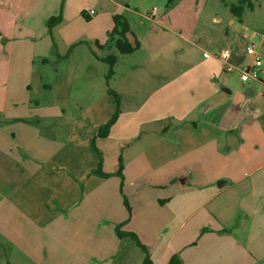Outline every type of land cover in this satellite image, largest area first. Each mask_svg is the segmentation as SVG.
Here are the masks:
<instances>
[{
    "label": "crops",
    "instance_id": "0c3cea01",
    "mask_svg": "<svg viewBox=\"0 0 264 264\" xmlns=\"http://www.w3.org/2000/svg\"><path fill=\"white\" fill-rule=\"evenodd\" d=\"M73 2L62 17L81 24L86 5ZM109 2L139 18L133 26L127 21L139 48L122 55L107 42L118 13L104 14L108 22L84 19L88 37L67 58L56 54L60 67L49 85L32 65L46 56L35 45H48L45 21L59 13L60 0H0L10 82L0 110L6 264H142V250L118 238L117 226L138 237L152 264H167L175 254L183 264H264V101L255 98L264 79L239 80L248 55L221 36L222 28L206 33L201 26L194 36L157 13ZM210 14L212 24L221 23ZM145 22L151 26L141 31ZM72 26L65 28L68 42L79 37ZM225 49L235 81L212 56ZM109 54L116 62L107 80L102 59ZM108 90L119 97V114L109 135L94 139L102 177L94 173L90 144L115 112ZM41 99L50 100L45 116L59 118L65 138L38 128L44 116L32 102Z\"/></svg>",
    "mask_w": 264,
    "mask_h": 264
},
{
    "label": "rangeland",
    "instance_id": "374dc122",
    "mask_svg": "<svg viewBox=\"0 0 264 264\" xmlns=\"http://www.w3.org/2000/svg\"><path fill=\"white\" fill-rule=\"evenodd\" d=\"M112 1H119L123 5H128L132 9H136L138 12L145 14L146 12L151 11L155 8L157 16L156 18L161 19L164 23H168L169 25H173L172 27L177 29L181 27V30L184 32H188L196 36L201 30V26H206V33L210 31L211 28L218 27L222 29H218L221 36L227 40H229L233 45L236 46V50L239 52L246 51L248 46H253L258 58L261 61L260 70L264 69V0H252L253 9L249 10L247 8L244 9L241 20L239 21L229 12L228 8H225L222 5V2L219 0H174L173 3L166 7L168 0H112ZM68 2L70 0H60V7L68 6ZM224 2L229 4H236L237 0H224ZM72 4H85L86 10L88 12V16L84 15L85 21H93L96 16H100L99 20H104L105 22L108 20L104 19L105 16L110 15L111 13H118V15H122L125 20L128 21L132 26L133 24L139 21V18L129 12H125L119 8H115L112 10L111 7H114L109 0H74ZM60 11V10H59ZM73 12L72 8L70 9L69 13ZM217 14L218 18L221 19V23L218 25L212 24L211 14ZM56 16V15H54ZM62 17V11H61ZM91 17V19H90ZM84 19L82 20L81 24H73L74 19L70 18L65 21L62 17V22L56 26L52 30V37L48 38L50 35L47 33L45 39L48 45H42L38 48L35 45L36 51H40V53H45V58L39 57L34 58V63L32 67L36 70V75H41L44 83H48L51 85L52 83V76L55 70L60 67L57 64V56H64L65 53L71 50H74V46L79 41H82L84 37H88V33L90 29L88 27H84ZM128 19V20H127ZM72 26V29H75L79 33V37L77 40H73L71 42L69 39V32L68 29H65L68 26ZM151 26L150 22H145L142 30H147ZM68 32V33H67ZM226 32L228 35H226ZM61 34H64V38H62ZM42 43V42H41ZM37 46V47H36ZM6 43L0 45V110L3 111L4 107V97L6 94V90H8L10 82L9 78L7 80V76L4 75V71L6 68V61L5 57V48ZM78 54L80 50H84V47L79 45L77 47ZM37 51V52H38ZM113 52H116L115 49ZM110 53V52H109ZM110 55V54H109ZM125 58V57H124ZM43 60H47V63H43ZM253 59L248 55L245 58V62L243 68L247 65L251 64ZM55 66V67H54ZM231 79L235 81L236 79V72L233 71L230 73ZM259 77L264 79V73H259ZM253 81H250L252 83ZM262 90H264V85L260 86L259 89L255 92V98L257 101H264V94H262ZM31 94V93H30ZM15 96V94H13ZM45 99H50V93H44ZM143 92H139L138 96L141 97ZM21 95V97H23ZM18 98V96H16ZM9 100L12 101L9 97ZM50 100H38L32 102V106L38 105L39 111L43 114L42 121L39 123L38 128L44 133L45 136L50 135L51 133H57L60 137L63 136L65 138V131L64 128L59 125V118L58 117H50L45 116L46 109L51 105ZM21 104V103H20ZM254 116V112H251ZM2 119V118H0ZM62 138V139H63ZM64 141V140H63ZM101 160L102 155L100 153ZM96 157V156H95ZM97 158V157H96ZM98 160V159H97ZM122 167L123 161L121 159ZM8 256V251L6 244L0 239V264H6V259Z\"/></svg>",
    "mask_w": 264,
    "mask_h": 264
},
{
    "label": "trees",
    "instance_id": "16d2710c",
    "mask_svg": "<svg viewBox=\"0 0 264 264\" xmlns=\"http://www.w3.org/2000/svg\"><path fill=\"white\" fill-rule=\"evenodd\" d=\"M173 1L174 0H168L166 7H169L173 3ZM245 8L249 10L253 9L252 0H237L236 4L228 5L229 12L239 21L241 19L242 13ZM61 11H62V6L60 7V11L56 16H51L45 21V26L47 28V32L50 35V37H52V30L62 22ZM82 16H84V13H82ZM112 20H113V28L107 33V38H108L107 42L112 43L116 51L122 55L130 54L136 51L139 48V43L133 38V35L130 32L129 25L127 21L125 20V18L122 15L116 14L112 16ZM129 36L133 38L132 41L128 39ZM70 50L71 48L64 56H59L58 57L59 61L67 58ZM102 61L105 62L108 66V71L106 74V79L108 80L113 74V66L116 62V57L113 54H110L106 56L105 58H103ZM44 62L47 63V60H44ZM108 93L113 98L112 100H113V103L115 104V112L113 116L111 117V119H109L104 125L98 127L97 132L94 135V138L92 139L91 144H90V148L92 152L95 154V156L98 159V166L96 170L94 171V173L102 177L106 175L102 174L101 172L102 160H101L100 153L98 152V150L96 149L94 145V139L97 137L98 138L107 137L109 135L111 127L116 122L118 114H119L118 95L111 90H108ZM122 168L123 167L121 163V158H119L118 169L115 174L120 178H121ZM124 206L129 212L130 207L125 200H124ZM115 233L118 238H123V237L130 238L142 250V253H143L142 264H152L147 248L140 242V240L134 233L123 232L120 230L119 226L115 227ZM167 264H183V263H182L181 258L177 254H175L171 256Z\"/></svg>",
    "mask_w": 264,
    "mask_h": 264
},
{
    "label": "built area",
    "instance_id": "2783aa9c",
    "mask_svg": "<svg viewBox=\"0 0 264 264\" xmlns=\"http://www.w3.org/2000/svg\"><path fill=\"white\" fill-rule=\"evenodd\" d=\"M155 14H156V10H155V8H153L150 11V16H154ZM245 53H246V55H249L253 59V62L251 64L247 65L246 67L238 70L239 80L242 83H246L250 80H259L260 67L262 64H261L260 59L257 56V53H256L254 47L249 46L246 49ZM230 55H231L230 50H228V49L221 50V51L215 53L214 55H212L224 63V65H225L224 70L227 73H230L234 70L233 66L228 63ZM203 56L207 58V57L211 56V54L204 53Z\"/></svg>",
    "mask_w": 264,
    "mask_h": 264
},
{
    "label": "water",
    "instance_id": "95a60500",
    "mask_svg": "<svg viewBox=\"0 0 264 264\" xmlns=\"http://www.w3.org/2000/svg\"><path fill=\"white\" fill-rule=\"evenodd\" d=\"M188 178L184 177L179 180L180 184H185Z\"/></svg>",
    "mask_w": 264,
    "mask_h": 264
}]
</instances>
